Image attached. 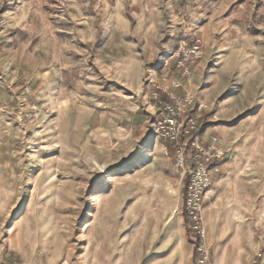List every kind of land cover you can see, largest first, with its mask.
I'll use <instances>...</instances> for the list:
<instances>
[{"label": "rangeland", "instance_id": "rangeland-1", "mask_svg": "<svg viewBox=\"0 0 264 264\" xmlns=\"http://www.w3.org/2000/svg\"><path fill=\"white\" fill-rule=\"evenodd\" d=\"M173 10L233 29L184 38ZM196 38L198 64L249 44L255 79L235 91L253 126L244 198L257 214L237 220L264 253V0H0V264H141L117 229L140 207L158 87L183 78L175 54Z\"/></svg>", "mask_w": 264, "mask_h": 264}, {"label": "crops", "instance_id": "crops-1", "mask_svg": "<svg viewBox=\"0 0 264 264\" xmlns=\"http://www.w3.org/2000/svg\"><path fill=\"white\" fill-rule=\"evenodd\" d=\"M173 16L178 21L177 33L188 39L201 37L204 41L209 40L211 32L230 31L234 23V19L226 22L215 19L207 23L203 17L191 18L179 10ZM242 42L238 45L229 41L219 49L224 53V64H214L208 57L192 70L188 79L174 77L171 84L177 94L191 95L209 105L210 112L201 125V134L205 140L215 135L224 141L226 154L213 172L212 198L205 204L214 264H251L259 252L258 228H240L241 222L237 220L257 214L252 210V200L244 198L246 191H253V179L247 170L252 165L250 156L255 148L251 141L253 126L245 116L241 93L235 90L241 83L249 86L255 78L250 71L249 44L245 39ZM175 156L174 147L148 130L137 157L142 159L138 168L146 174L139 180L143 191L138 199L140 207L129 211L123 208L122 227L117 229L121 242L138 243L141 264H195L184 212L189 176L176 170ZM120 211L117 215H121ZM129 222L135 225L130 226Z\"/></svg>", "mask_w": 264, "mask_h": 264}, {"label": "built area", "instance_id": "built-area-1", "mask_svg": "<svg viewBox=\"0 0 264 264\" xmlns=\"http://www.w3.org/2000/svg\"><path fill=\"white\" fill-rule=\"evenodd\" d=\"M203 41L183 42L178 52L176 68L183 78L204 58ZM165 94L156 110L152 130L160 139L176 150L174 166L183 176H189L184 200L189 237L194 247L195 264H214L208 242L205 204L214 189L213 172L224 159V141L218 136L205 140L200 128L210 112L206 102H198L191 95H179L171 88L158 87ZM213 118L216 117L213 115ZM188 158L190 165L188 166ZM253 264H264V253L258 252Z\"/></svg>", "mask_w": 264, "mask_h": 264}]
</instances>
